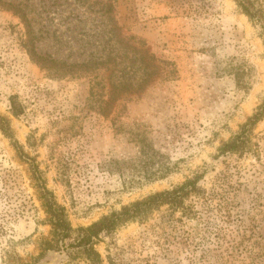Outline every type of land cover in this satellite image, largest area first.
<instances>
[{
  "label": "rangeland",
  "instance_id": "rangeland-1",
  "mask_svg": "<svg viewBox=\"0 0 264 264\" xmlns=\"http://www.w3.org/2000/svg\"><path fill=\"white\" fill-rule=\"evenodd\" d=\"M251 2L256 19L238 0H0V264H90L72 244L42 248L41 182L78 229L192 179L102 233V264H264V0Z\"/></svg>",
  "mask_w": 264,
  "mask_h": 264
},
{
  "label": "trees",
  "instance_id": "trees-1",
  "mask_svg": "<svg viewBox=\"0 0 264 264\" xmlns=\"http://www.w3.org/2000/svg\"><path fill=\"white\" fill-rule=\"evenodd\" d=\"M238 2L242 9L250 17L256 19L255 16H257V13L253 11L254 5L251 0H238ZM117 89V86L112 85V91ZM12 112L16 116L21 115L23 112L21 107H18V105L15 104L14 97H12ZM261 115L262 113H257L254 118L246 126H244V129L249 125L256 124ZM0 127L4 132L9 134V124L3 117H0ZM241 138L242 135L237 136L234 140L225 144L223 149L227 151L237 150V148L241 145ZM37 173L38 171L36 170V177ZM40 179L41 178L38 177V180ZM197 181V179L188 180L173 190L159 192L144 200L134 202L129 206L124 207L121 211L114 212L89 227H80L78 229L73 228L66 208L57 202L53 193L45 187L43 182H41L38 186L41 188L40 191L43 206L49 215L48 221L52 225V237L42 241V248H44V250H49L63 245L67 247L69 244H72L74 247L79 248V252L90 261V264H102L100 253L94 248L96 239H98L102 233L108 234L113 232L119 224L149 212L155 207L165 203L170 196L197 191ZM76 233L77 235L74 238V242L67 243L66 241L72 239Z\"/></svg>",
  "mask_w": 264,
  "mask_h": 264
}]
</instances>
